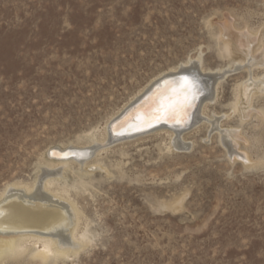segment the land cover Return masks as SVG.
<instances>
[{
	"label": "rangeland",
	"instance_id": "rangeland-1",
	"mask_svg": "<svg viewBox=\"0 0 264 264\" xmlns=\"http://www.w3.org/2000/svg\"><path fill=\"white\" fill-rule=\"evenodd\" d=\"M188 61L223 76L186 148L165 127L111 143L106 125ZM263 81L264 0H0V196L72 147L103 167L71 158L55 183L89 242L45 262L29 243L0 264H264Z\"/></svg>",
	"mask_w": 264,
	"mask_h": 264
},
{
	"label": "bare ground",
	"instance_id": "bare-ground-1",
	"mask_svg": "<svg viewBox=\"0 0 264 264\" xmlns=\"http://www.w3.org/2000/svg\"><path fill=\"white\" fill-rule=\"evenodd\" d=\"M225 49L229 55L234 56L240 63L246 64V61H249L248 65L252 63L251 55H248V52H239L240 54L235 52V54L231 51L228 43H226ZM199 67L198 61H188L175 69L165 71V73L150 81L133 100L135 104L139 103V110L135 114L138 117V122L149 118L156 112H159V115L157 118L154 117L149 120L152 123L168 116L182 119V122L178 119V122L181 123L173 125L172 118H170L171 126L168 128L162 126L165 128L160 130L170 136V143H172L174 149L186 148L187 142H185L183 136L186 129L184 126L185 121L192 119L190 125L194 126L202 123L204 109L208 103L215 99L218 84L223 76L217 73H205V69L203 67L199 69ZM178 74H181V78L171 80ZM161 80L163 84L158 85ZM255 84L254 82L249 84L248 90L254 92L257 87ZM261 86L264 87V81ZM201 94L202 96L199 97ZM238 98L239 94L237 101L239 100ZM132 103L123 110L122 114H125L135 105ZM239 106L240 104L237 105L236 103L234 109L238 110ZM194 108L198 109L192 115L191 112ZM175 113L178 114L174 115ZM112 122L105 127L107 137L110 138L111 143L115 139L123 137L113 134L115 126H113ZM149 123L139 126L147 127ZM126 126H132V124L127 122ZM234 133V131H222L221 134L222 140L225 141L231 153L236 152L234 147L236 136ZM73 148H71L69 155L71 158H77L76 160L82 165L78 168L82 175H87L96 169L103 168L97 164V161L89 164L85 163L90 153L72 151ZM235 154L245 163L251 162L246 152L240 155L238 153ZM68 157L57 160V162H47L41 168V173L32 186L12 185L6 194L4 192L1 194L0 259L25 253L27 250L26 244L32 243V245H36L40 243L38 247L34 246L30 250L29 256L45 262L50 257L67 255L70 251L76 252L78 248L89 242L86 233L77 234L81 218L80 211L68 197V190L64 187H55L56 181L63 177L62 168L67 167L68 159H71ZM54 166L59 167L57 172L54 171ZM59 200L63 202L59 203ZM176 202L171 204L164 203L162 206L168 209H175L180 201Z\"/></svg>",
	"mask_w": 264,
	"mask_h": 264
},
{
	"label": "water",
	"instance_id": "water-1",
	"mask_svg": "<svg viewBox=\"0 0 264 264\" xmlns=\"http://www.w3.org/2000/svg\"><path fill=\"white\" fill-rule=\"evenodd\" d=\"M181 76V74H178V75H176V77H174V78H171V80L172 79H179V78H181L180 77ZM161 84H163V82H161L160 83V85ZM202 95V94H201ZM192 99V98H191ZM195 112V108L192 110V115H193V113ZM178 113H175L174 115H177ZM158 115H159V112H156V113H153L149 118H147V119H145V120H143V121H141V122H138V120H137V125H133V127H131V128H129V130H127L126 132H125V134H123V135H117V136H123L124 137V139H126L125 138V136L127 137V138H130V137H134L135 135V133H136V135H137V133H143V132H147V131H152V130H154V128L155 127H158L159 128V126L160 127H162V126H167V127H170L171 126V123H170V118H172L171 119V121L173 122V125L174 124H179V123H181L182 122V119L179 117H177V118H175L174 116H168V117H166V118H164V119H161L160 121H154L153 123L152 122H150L149 120H151V119H153L154 117H158ZM178 119H180L181 120V122H178ZM192 120V119H191ZM191 120H187V121H185L186 123L184 124V126L187 128V127H189L190 126V123H191ZM150 122V123H149ZM145 123H149L148 124V126L147 127H141V126H139V125H141V124H145ZM176 126V125H175ZM156 129V128H155ZM130 130H133V131H135V132H132V131H130Z\"/></svg>",
	"mask_w": 264,
	"mask_h": 264
}]
</instances>
